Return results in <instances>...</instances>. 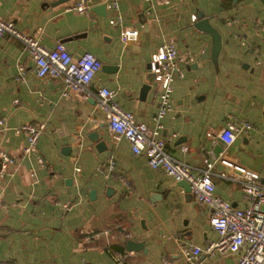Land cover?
I'll return each mask as SVG.
<instances>
[{"label": "crops", "instance_id": "obj_1", "mask_svg": "<svg viewBox=\"0 0 264 264\" xmlns=\"http://www.w3.org/2000/svg\"><path fill=\"white\" fill-rule=\"evenodd\" d=\"M55 1L0 0V18L44 47L61 41L72 55L91 51L102 64L88 96L63 94L61 78L36 74L22 40L0 36V150L15 159L3 169L0 162V259L118 264L119 253L121 264H185L183 245L204 247L218 238L209 207L108 128L98 89L109 88L137 121L156 126L161 86L148 63L173 41L184 75L172 80L171 105L159 120L164 148L199 168L208 159L215 193L245 206L241 181L219 159L218 133L227 120L251 123L226 153L264 182V0H117L116 25L105 0H89L85 12L75 8L78 0ZM199 14L220 35L216 59L212 35L194 25ZM127 27L138 29L135 39H122ZM145 83L150 87L142 94ZM27 122L43 129L36 150L24 153L26 135L17 128ZM110 158L113 169L104 177L97 167ZM127 239L142 241V248L126 250ZM235 261L232 253L202 251L196 264Z\"/></svg>", "mask_w": 264, "mask_h": 264}, {"label": "built area", "instance_id": "obj_2", "mask_svg": "<svg viewBox=\"0 0 264 264\" xmlns=\"http://www.w3.org/2000/svg\"><path fill=\"white\" fill-rule=\"evenodd\" d=\"M89 0H78L75 8L79 12H85ZM107 7L112 9L109 22L116 25L121 21L117 0H105ZM196 15H191L194 21ZM9 33L22 40L35 60L36 74L38 76L50 75L59 77L63 83L62 93L69 90L83 91L88 96L89 83L101 67V60L91 51H84L77 56L72 55L63 42L47 48L42 46L37 37L18 31L12 21L0 18V36ZM138 35L135 27L124 28L121 32L123 40H133ZM183 60L177 53L173 41L161 44L149 59V68L155 74V80L160 84L158 109L154 118L156 126L149 127L146 123L137 121L134 114L122 108L113 99V92L102 86L98 89L97 106L104 112L108 128L116 135L125 137L133 153H144L148 164L153 168H162L175 180H186L190 185V193L194 199L209 207L210 226L218 233V238L208 242L204 247L196 244L182 246L185 264H196L199 254L204 251L207 254L232 253L236 255V261L232 264H264V182L259 181L258 174L248 169L236 160L231 159L226 148L233 143L235 137L242 130L251 128L248 121H240L236 125L227 120L218 133V137L224 145L220 153V161L234 170L235 176L241 181V187L247 195V203L243 207L233 205L228 200L215 193V184L211 177L212 163L205 159L206 167L199 168L182 161L164 148V139L161 136L160 118L170 108V94L172 80L184 75V68L180 65ZM4 119H0V125ZM43 129L42 123L27 122L17 128V131L26 135V143L23 152L29 153L37 148V141ZM175 135V133L173 134ZM15 159L8 153L0 150V162L3 169L13 163ZM114 165L110 158L105 166L97 167V171L104 177H108ZM124 183L129 187L128 180ZM67 208V204H64ZM108 230L93 233L99 235ZM91 235H86L89 238ZM118 264L122 263L119 253L115 256ZM0 264H16L12 259H0Z\"/></svg>", "mask_w": 264, "mask_h": 264}, {"label": "water", "instance_id": "obj_3", "mask_svg": "<svg viewBox=\"0 0 264 264\" xmlns=\"http://www.w3.org/2000/svg\"><path fill=\"white\" fill-rule=\"evenodd\" d=\"M60 1H62V0H58L55 2H60ZM194 25L197 28L204 30V31H206L212 35V37H213L212 56H213V59H216L218 51H219L220 46H221V39H220L219 33L217 32V30L213 26L210 25L208 19L206 17H204V15H201V14L198 15V19L194 23ZM148 66H149V63H148ZM149 87H150V83H145L142 87V90H143L142 94H144L145 91ZM178 183L180 185L184 186L186 191H190V185L186 180H179ZM94 192L95 191L93 189L90 191L91 196L94 195ZM142 246H143L142 241H135L133 239H127L126 244H125L126 250H136V249L142 248Z\"/></svg>", "mask_w": 264, "mask_h": 264}]
</instances>
